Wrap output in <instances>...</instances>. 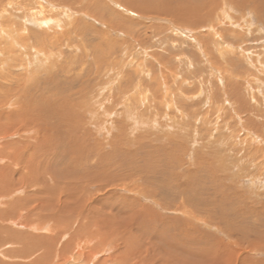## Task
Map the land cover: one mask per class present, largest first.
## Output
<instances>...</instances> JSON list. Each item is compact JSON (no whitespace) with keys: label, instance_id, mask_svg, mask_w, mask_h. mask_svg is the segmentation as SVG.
I'll return each mask as SVG.
<instances>
[{"label":"rangeland","instance_id":"374dc122","mask_svg":"<svg viewBox=\"0 0 264 264\" xmlns=\"http://www.w3.org/2000/svg\"><path fill=\"white\" fill-rule=\"evenodd\" d=\"M46 1L52 4L44 2L54 21L41 27L33 20L26 28L34 33L52 27L45 31L59 44L37 79L58 100L60 109H52L62 112L64 120L70 117L76 129L65 138L68 147L78 150L73 148L84 141L89 172H103L109 207L129 203L123 219L112 217L106 223L107 229L128 226L127 234L135 238L141 255L130 256L129 263L264 264V0H192L200 3L199 10L187 4L188 12H181L185 19L174 14L179 10L134 9L130 0ZM2 2L15 16L9 19L20 24L16 16L22 8H33L39 0H0V12ZM79 104L98 110V117ZM130 114L139 118L134 128ZM50 158L46 162L53 166ZM146 163L152 169L141 172ZM47 175L36 189L55 187ZM156 177L165 185L151 184ZM97 188L92 186L89 194ZM183 200L180 210L186 214L181 215L174 208ZM142 206L153 213L145 212L142 224L127 225L129 219L137 220ZM117 251L112 248L106 255Z\"/></svg>","mask_w":264,"mask_h":264},{"label":"bare ground","instance_id":"6f19581e","mask_svg":"<svg viewBox=\"0 0 264 264\" xmlns=\"http://www.w3.org/2000/svg\"><path fill=\"white\" fill-rule=\"evenodd\" d=\"M133 1L130 0L129 3H131L130 7L133 6L134 9L141 11L152 9L155 11L160 10V12L169 11L170 13L179 10L175 11L174 14L180 12L179 16L184 19L185 16L181 14L188 12L187 4L191 6L190 8L193 11L199 10L198 8L200 7V3L196 5V2H193L195 0H181L180 2H177V0L172 6L168 4V0ZM164 1L166 2L165 7ZM212 1L209 0L207 2ZM44 2L47 1L39 0V2H34L36 5L33 8L31 6V8L23 7L22 11L20 10L21 13L16 16L22 20L20 24H16L9 19L10 16L14 15L6 9V4L3 2L4 8L0 12V264H69L72 261H78L81 264H92L96 259L97 262L95 264H108L110 261L116 264H130V256H139L141 252L140 248L136 246L135 238L133 239L131 234H127L126 229H129L128 226L114 223L115 226L113 225L109 229L106 227V223L112 217L123 219L124 205L128 209L129 203H124L122 207L119 205L117 209L109 207V202L105 199L106 192L108 191L106 188L109 184L106 182L107 180L100 177L103 176V172L94 174L89 172L92 163L84 141L73 148H78V150H71L68 147V142L65 138L72 135L76 129L72 127L70 117L64 120L62 112L57 113L56 111L58 110L54 111L52 109H60L57 106L58 103H56L58 100L50 98V92L43 86V79H37L40 77L39 72L44 69L42 67L45 60L55 55V53H52L54 52L52 49L56 47L55 44H59L56 41L57 39L52 40V36L49 37L51 34L47 35L45 31H51L52 27L46 26V29L40 32H38V29L37 32L34 30V33L26 28L28 22L33 20L41 27L43 24L44 26L48 25L47 23L51 22V20L54 21V19L48 16L49 9L45 7ZM46 4L52 5L51 2H47ZM95 4L98 8L101 7L98 2ZM159 4L162 6V9H156ZM207 8L209 11V7ZM99 9L104 11L103 8ZM67 11L69 12H65L64 15L65 19L67 18L68 20L73 10L70 8ZM262 12L264 17V10ZM158 14H160L159 11ZM57 16L59 17L60 15L58 14ZM83 16L88 18L90 15L87 16L84 13ZM211 17L213 19V16ZM53 25L60 26V23L56 24L55 21ZM58 28L61 30V26ZM66 34L68 35V33H64V35ZM57 51H59L58 57L61 55V52L60 50ZM5 65L6 67L4 68ZM50 67L54 68L53 63ZM71 79L74 80L72 77ZM259 82L261 84V81ZM54 85L58 87L56 83ZM252 98L254 99V97ZM255 103L257 104L258 102L255 101ZM79 107L85 111L89 110V113L92 112L93 116H97L98 114H96L98 110L93 112L92 109H88L90 105L85 107V104L83 106L79 104ZM95 107L97 106H93V108ZM103 115L107 116V113L104 112ZM259 115L262 116V114ZM128 117L132 120L131 127L134 128V125L138 124L139 118L135 119L136 117L131 114ZM54 131L55 134L53 133ZM13 138V141H8ZM42 144L44 145L43 147ZM23 145L26 146L24 149L21 148ZM58 147L60 148L59 151L57 150ZM47 154L51 158L47 157ZM46 158H54L53 166L46 162ZM11 166L18 167L19 169L14 170ZM151 169L148 163H146L140 168V171L143 172ZM152 173L155 176L159 175L158 170L156 172L152 170ZM15 174L19 175L16 181L14 178ZM47 174L53 176L55 187L52 189H36V187L43 185L44 175L46 177L49 176ZM150 183L156 187L165 185L163 179L157 177L155 178V182L151 180ZM96 184L98 185L97 193L89 194L90 188ZM140 187L142 188V186ZM125 188L120 189L125 190ZM136 188L135 185L129 189L135 191ZM23 191L25 194L18 196L20 195L19 193H24ZM181 193L183 191H180L178 194ZM114 196L115 194L113 193L110 198L114 199ZM13 197H17V199L10 202ZM185 199L189 198L185 196ZM134 202L136 200H133ZM184 203L183 200L179 206L174 208L181 215L186 214L180 210ZM142 207L139 209V213L136 211L138 213L137 220L132 216L134 219H129L127 225L132 227L133 223L142 224L146 218L145 212H148L150 215L153 213L151 208ZM133 211L135 212V210ZM186 217L188 219V216ZM114 238H116L115 243L111 242ZM145 238L147 239V237ZM112 248H118L116 254L106 255V252Z\"/></svg>","mask_w":264,"mask_h":264}]
</instances>
